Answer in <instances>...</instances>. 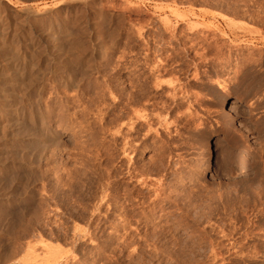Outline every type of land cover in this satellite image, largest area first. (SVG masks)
I'll return each instance as SVG.
<instances>
[{
    "label": "rangeland",
    "instance_id": "rangeland-1",
    "mask_svg": "<svg viewBox=\"0 0 264 264\" xmlns=\"http://www.w3.org/2000/svg\"><path fill=\"white\" fill-rule=\"evenodd\" d=\"M45 10L58 18L61 28L59 26L56 36L60 40L66 34L75 36L78 33V39L79 35L83 36L81 44L89 47L84 52L80 48L75 49L77 52L70 47L62 48L63 60L70 63L69 69L55 62L48 65L46 47L36 39L33 41V25L25 21V12ZM262 16L264 0H0V42L5 45L7 56L14 59L12 66L24 65V70H29L27 76L31 73L37 80L36 85L21 87L23 92L20 88L15 90L21 96L25 94L19 103L25 109L29 107L27 111L39 107L49 129L53 128L52 146L48 143L40 149L45 153L37 150V142L24 145L16 139L0 138V143L4 146L2 142H5V147L11 148V153L17 154L16 160H20L14 163L15 167L11 164L4 170L6 172H0V180L4 183H0V264H28L30 261L29 264H73L74 261L77 264H264ZM163 20H169L168 24ZM167 25L170 29L165 27ZM190 25L199 27L202 36L209 39L208 43L217 42L220 46L211 43L213 49L206 51H203L206 43L198 46V52H205L207 58L211 56L214 60L198 62L197 68L192 66L191 59H185L182 46L176 43L178 36L185 39L186 45L195 41L193 37L196 36L189 33ZM222 31L235 38L236 44H227L229 37ZM93 44L101 49H91ZM158 47L162 52L155 51ZM214 48L223 49L220 57L217 56L219 59L214 56ZM175 52L181 59L173 58ZM148 53L151 59L146 60ZM157 57L166 59L169 69L181 68L175 75L187 90L188 97H178L174 103L167 96L168 87L163 90L151 86L149 102L156 108L145 111L152 115L149 121L153 130L151 128L148 134V126L139 123V119L136 124L135 117L128 119L131 112H122L124 103L118 104L115 99L120 88H124L122 98L129 91L138 92L135 85L150 75L146 71ZM235 57L239 62L233 60ZM223 59L228 60L227 70L215 67ZM85 66H91L90 70L94 68L85 74ZM152 78L151 75L147 80ZM220 82L226 85L224 89L218 88ZM106 84H110L111 90ZM129 122L135 123L136 133L133 130L130 133L133 126L130 127L132 123ZM120 124L123 125L121 129ZM145 132L148 135H143ZM126 138H133L136 148L128 149L130 153L126 150L127 155H123L126 153L122 144ZM216 139L224 141L218 174L211 167V150L214 153ZM19 147L26 153L19 155L21 153L17 151L22 150ZM29 149L36 150L30 153ZM159 151L166 156L163 160L169 155V160L176 165L175 171L173 167L167 169V172L174 171L172 175H139L138 178H146L148 184L158 185L163 193L152 201V188L155 187H142L140 181L129 179L125 171L132 162L137 166L148 165L154 159L156 162L163 156ZM180 191L191 195L195 192L196 195L186 202L183 196L184 200L180 198ZM183 207L187 208L190 217L199 218V224L212 222L204 226L205 238L209 236L207 240L203 238L201 243L195 240L198 227L194 234L192 229L187 233L183 230L179 223ZM73 224L80 229L88 227L89 235L77 234ZM232 225L234 231L231 234ZM208 239L214 240L213 247ZM49 247L53 250L48 251ZM211 247L220 250L222 255L214 258ZM60 255L62 258H57ZM46 258L50 259L49 263Z\"/></svg>",
    "mask_w": 264,
    "mask_h": 264
},
{
    "label": "bare ground",
    "instance_id": "bare-ground-1",
    "mask_svg": "<svg viewBox=\"0 0 264 264\" xmlns=\"http://www.w3.org/2000/svg\"><path fill=\"white\" fill-rule=\"evenodd\" d=\"M253 1V0H252ZM62 2V1H61ZM56 3V2H55ZM255 3H257V1L255 2ZM255 3H253L254 4V6H255ZM260 4V3H259ZM247 6V5H246ZM250 6V5H249ZM252 7V6H251ZM260 7H262V6H260ZM233 9V8H232ZM23 10V9H22ZM27 10H29V9H27ZM44 10V9H43ZM59 10V9H58ZM250 10V9H249ZM46 11V10H45ZM82 11V10H81ZM241 11V10H240ZM247 11H248V9H247ZM47 12L48 11H46V12H32V11H26L25 12V21L27 20L28 22H30L31 23V25H33V28H32V32H31V36H32V38H34V40L33 41H35V39L38 41V42H41L42 44H44V46L46 47V49H47V55H46V57H47V61L48 62H46L48 65L49 64H51V63H58L59 65H61V66H63L65 69H69V67H70V65H68V64H70V63H65L64 62V60H63V56H62V53H61V51H62V48H64V47H70V49L71 50H75V49H77V48H80L83 52L84 51H86L89 47L87 46H84L83 44H81L82 43V41L80 40L81 39V37H83L82 35H79L80 36V39H78V33L77 34H75V36H71V35H69V34H66V33H64L63 32V34H66V35H64V36H61V34L59 35V36H61V37H63L61 40H63L64 42H65V45H63V41L61 42V40H60V37L58 38L57 36H56V33H57V31H59L58 29H59V23H58V18L57 17H53L51 14H47ZM57 12V11H56ZM236 12H238V11H236ZM242 13H244V11L242 12ZM245 13H247V12H245ZM250 13H253V12H251L250 11ZM249 13V15L250 16H252L251 14ZM60 14V13H59ZM77 14V13H76ZM79 14V13H78ZM82 14V13H81ZM257 14V13H256ZM234 15H237V14H234ZM247 15V14H246ZM258 15V14H257ZM243 16V15H242ZM256 16V15H255ZM259 16V15H258ZM61 17V16H60ZM234 17V16H233ZM262 19L264 18V16H262L261 17ZM83 19V18H82ZM256 19H257V17H256ZM259 19H260V17H259ZM261 19V20H262ZM20 21V20H19ZM60 21V20H59ZM168 21L169 20H163V22L165 23V24H168ZM5 23V22H4ZM78 23V22H77ZM163 23V24H164ZM164 24V25H165ZM83 25V24H82ZM25 26V25H24ZM30 26V25H29ZM197 26V25H196ZM66 27V26H65ZM165 27H167V29L169 28V25H167V26H165ZM165 27H164V29H165ZM30 28V27H29ZM60 28H61V26H60ZM63 28V27H62ZM31 29V28H30ZM70 29V28H69ZM76 29V28H75ZM170 29V28H169ZM67 30V29H66ZM65 30V31H66ZM74 30V29H73ZM189 30H190V32L189 33H191L192 35H194V36H196V37H193V38H195V41H192V42H190L189 44H188V42H187V44L188 45H186V42H185V39H182V38H180V36H178V38H176V43L178 44V45H180V46H182V52H184L186 55L184 56L185 57V59H191L192 60V66L193 67H195V68H197L198 67V62L200 63L201 61H203V60H206V61H212V60H214L213 59V57H209V58H207V56L205 55V52H198V46H202L204 43H206L207 44V46L206 47H202L203 48V51L205 50H212L213 49V46L211 45V43H213V42H211V43H208V41H207V36L206 35H203L202 36V30L201 29H199V27L197 28H195V25H190L189 26ZM70 31H72V30H70ZM81 31V30H80ZM167 31V30H166ZM221 31V30H220ZM8 32V31H7ZM90 32V31H89ZM4 33V32H3ZM14 33V32H13ZM61 33V32H60ZM74 33V32H73ZM82 33H83V30H82ZM86 33V32H85ZM84 33V34H85ZM222 33L223 34H225V35H227L228 36V34L226 33V32H223L222 31ZM222 33H220V34H222ZM57 34H59V33H57ZM71 34H72V32H71ZM79 34H81V33H79ZM77 35V36H76ZM192 35H190V39H192L191 38V36ZM31 36H29V37H31ZM91 36V35H90ZM171 36V35H170ZM176 36V35H175ZM177 37V36H176ZM182 37V36H181ZM199 37V38H198ZM229 37V36H228ZM235 37V36H234ZM3 38V37H2ZM174 38V37H173ZM197 38H198V40H197ZM18 39V38H17ZM29 39V38H28ZM87 39V38H86ZM86 39H85V41H86ZM211 39V38H210ZM229 39V41L228 42H230V43H228L227 42V44H232L231 46H233V45H235L236 44V42H235V38H232V37H229L228 38ZM30 40H31V38H30ZM194 40V39H193ZM209 40V39H208ZM85 41H83V42H85ZM88 41L90 42V40L88 39ZM153 41H155V39H153ZM188 41H190V40H188ZM32 42V41H31ZM152 42V41H151ZM158 42V41H157ZM216 42V41H215ZM8 43V42H7ZM37 43V42H36ZM153 43V42H152ZM175 43V44H176ZM217 43V42H216ZM216 43H213V45H215ZM28 44V43H27ZM86 44V43H85ZM91 44V43H90ZM158 44V43H157ZM176 44V45H177ZM94 45V44H93ZM152 45V44H151ZM217 45V44H216ZM230 45H229V48L228 49H230ZM5 46V45H4ZM4 46L1 44V42H0V138H12V139H16V140H18V141H20L21 142V144H24V145H27V144H29L30 145V143L31 142H37V144H36V146H38L37 147V150H39L40 151V149H44L47 145H48V143H52L53 144V138H52V136H53V134H52V132H51V130L53 129H49V126L47 125V123H46V119H45V114L43 113V111H40L41 109H38V108H36L37 106H34L33 108L35 109V110H33V111H27V109L29 108H27V109H25V107H22L21 105H20V103L19 102H21V97L23 98L24 97V95L23 96H21V95H19L18 94V92H16L17 90H19L18 88H20L21 89V87L23 88L24 86H29V85H36V78H32V75H31V73H29V77L27 76V72H29V70L28 71H25L24 69L26 68H24L23 66L24 65H19V68H14L12 65H13V62H12V60H14V59H10V57H8L7 56V53H6V51H5V48H4ZM29 46H31V45H29ZM40 46V45H39ZM43 46V47H44ZM225 46V45H224ZM45 47H44V49H45ZM93 48H91V49H95V50H99V48H98V45H94V46H92ZM178 47V46H177ZM216 47V46H215ZM217 47L219 48L220 46L219 45H217ZM226 47V46H225ZM7 48V47H6ZM16 48V47H15ZM179 48V47H178ZM249 48V47H248ZM65 49V48H64ZM101 49V48H100ZM215 50H216V52L214 53V56L215 57H217L218 55H220V51H222V50H220L219 51V49H216V48H214ZM228 49H227V51H228ZM80 50V51H81ZM93 50H91L92 52H93ZM164 50V49H163ZM175 50V49H174ZM13 51H15V50H13ZM18 51V50H17ZM42 51H45V50H43L42 49ZM76 51V50H75ZM81 51V52H82ZM149 51H151L152 52V50H149ZM155 51H157V52H160L161 51V48L160 47H158L157 48V50H155ZM77 52V51H76ZM81 52H79L78 51V53H81ZM150 52V53H151ZM162 52V51H161ZM234 52V51H233ZM33 53V52H32ZM31 53V54H32ZM176 53V52H175ZM221 53H223V52H221ZM230 53V52H229ZM13 54V53H12ZM38 54V53H37ZM42 54H43V52H42ZM66 54V53H65ZM71 54V53H70ZM170 54V53H169ZM235 54V53H234ZM9 55V54H8ZM79 55V54H78ZM83 55V54H82ZM91 55V54H90ZM150 55L151 54H147V55H145V59L146 60H148V59H151L150 58ZM222 55V54H221ZM230 55H233V54H230ZM230 55H228V57L230 58ZM27 56V55H26ZM30 56H32V55H30ZM37 56H39V55H37ZM43 56V55H42ZM41 56V57H42ZM45 56V55H44ZM170 56V55H169ZM236 56V55H235ZM34 57V56H33ZM65 57V56H64ZM81 57V56H80ZM79 57V58H80ZM93 57H94V55H93ZM181 57H183V56H181ZM218 57H220V56H218ZM217 57V58H218ZM227 57V58H228ZM12 58V57H11ZM15 58V57H14ZM17 58V57H16ZM22 58V57H21ZM31 58V57H30ZM70 58H71V55H70ZM76 58H78V57H76ZM86 58V57H85ZM155 58V57H154ZM173 58H176V59H181L180 57H179V53L177 54H175L174 56H173ZM222 58H224V57H222ZM221 58V59H222ZM25 59V58H24ZM40 59V58H39ZM74 59V58H73ZM83 59V58H82ZM92 59V57L89 59V60H91ZM96 59V58H95ZM219 59V58H218ZM231 59V58H230ZM238 58H233V60L235 61V60H237ZM241 59V58H240ZM245 59V58H244ZM20 60V59H19ZM23 60V59H22ZM43 60V59H42ZM70 60V59H69ZM79 60V59H78ZM81 60V59H80ZM88 60V61H89ZM17 61H18V58H17ZM30 61V60H29ZM33 61V60H32ZM95 61V60H94ZM186 61V60H185ZM228 60H221V61H218L217 62V64L215 65V67L216 68H221V67H223L224 68V70H227L226 68H228V65L226 64V62H227ZM245 61H246V59H245ZM248 61V60H247ZM44 62V63H45ZM74 62V61H73ZM76 62V61H75ZM90 62V61H89ZM166 62H167V60L166 59H164V58H162V57H157V59L155 60V61H153L151 64H149V68H148V70L146 71L148 74H150L148 77H151V75L153 76V78H152V80L150 81H148L147 79H148V77H147V75L145 76L146 77V79H145V81H143L142 80V82H141V80H140V82H138L137 83V85H135V86H137L138 87V92L137 91H129V92H127V93H125L126 95H125V97L124 98H122L123 96H122V94L124 93V88H120V89H117V92H118V98H116L115 100L117 101V103L119 104V103H124V106H123V110H121L122 112H128V111H130L131 113L130 114H132V115H130V114H128V115H130V117H127L128 119L130 118L131 120H133L132 118L133 117H135V121L137 122V120L136 119H139V121H141V122H139V123H143V124H146V126H148L147 127V129H146V131L148 132V134L150 133L149 131H151V128H152V130H153V127L150 125L151 123H150V119H152V115L151 116H149V113L148 112H145V111H147L149 108L150 109H153V108H156V106L154 105V104H151L149 101H150V88H151V86L152 87H155V88H159V89H163L164 87H168L169 89H168V91H166V93H167V96L168 97H170V100H172L174 103L176 102V100H177V98L178 97H182V98H184V97H188V92H187V90H185L184 89V85L183 86H181L180 85V80L178 79V76L177 75H175V73H177L181 68H177V67H175V68H167L166 67ZM236 62V61H235ZM237 62H239V59H238V61ZM21 63H23V61H21ZM27 63V62H26ZM43 63V62H42ZM45 63V64H46ZM83 63H86V62H83ZM211 63V62H210ZM229 63V62H228ZM36 64V63H35ZM74 64V63H73ZM37 66V65H36ZM77 66V65H76ZM89 66V65H88ZM88 66H85V67H87V68H84V71L86 72L85 74H89L90 72H92V69L94 68H91V70L88 68ZM231 66V65H230ZM29 67V66H28ZM31 67V66H30ZM38 67V66H37ZM45 67H46V65H45ZM50 67V66H49ZM33 68H35L34 66H33ZM47 68V67H46ZM71 68V67H70ZM137 67H135V69H136ZM32 69V68H31ZM41 69V68H40ZM45 69V68H44ZM58 70H59V68H58ZM90 70V71H89ZM134 70V69H133ZM138 70V69H137ZM31 71H35V70H30V72ZM39 71V70H38ZM62 71V70H61ZM80 71V70H79ZM84 71H82V72H84ZM43 72V71H42ZM64 72V71H63ZM136 72V71H135ZM135 72H133V73H135ZM144 72V71H143ZM33 73V72H32ZM43 73H45V72H43ZM72 73H74V72H72ZM130 74V73H129ZM197 74V73H196ZM31 75V76H30ZM34 75V74H33ZM59 75H61V74H59ZM82 75V74H81ZM145 75V74H144ZM35 76V75H34ZM40 76V75H39ZM74 76V75H73ZM135 76V75H134ZM170 77V78H168V77ZM37 77V76H36ZM41 77V76H40ZM59 77H62V76H59ZM83 77V76H82ZM137 77V76H136ZM139 77H140V75H139ZM168 80H167V79ZM66 79V78H65ZM76 79V78H75ZM141 79H142V76H141ZM41 80V79H40ZM67 80V79H66ZM40 82V81H39ZM72 82V81H71ZM76 82V81H75ZM38 83V82H37ZM82 83V82H81ZM105 83V82H104ZM111 83V82H110ZM107 85V84H106ZM105 85V86H106ZM112 85V84H111ZM132 85V84H131ZM187 85V84H186ZM76 86V85H75ZM129 86V85H128ZM31 87H33V86H31ZM73 87V86H72ZM107 88H109L110 90H111V86H110V84L109 85H107L106 86ZM133 87V86H132ZM131 87V88H132ZM226 87V85L225 84H222V82H220V83H218V88H220V89H224ZM17 88V89H16ZM25 88V87H24ZM27 88V87H26ZM74 88V87H73ZM40 89V88H39ZM16 90V91H15ZM22 90V89H21ZM20 90V91H21ZM25 90H28V89H25ZM75 90V89H74ZM116 90V89H115ZM133 90V89H132ZM164 90V89H163ZM100 91V90H99ZM17 94H16V93ZM21 92H23V90L21 91ZM24 92H26V91H24ZM35 92H37V91H35ZM38 92H39V90H38ZM34 94H36V93H34ZM103 94V93H102ZM124 95V94H123ZM122 96V97H121ZM189 96H191V95H189ZM28 97V96H27ZM112 97V96H111ZM117 97V96H116ZM35 98V97H34ZM33 98V99H34ZM26 99V98H25ZM32 99V100H33ZM37 99H38V97H37ZM118 99V100H117ZM24 100V99H23ZM22 100V101H23ZM26 101V100H25ZM47 101V100H46ZM56 101V100H55ZM115 101V102H116ZM33 102V101H32ZM39 102V101H38ZM42 102V101H41ZM60 102V101H59ZM40 103V102H39ZM153 103V102H152ZM157 103V102H156ZM171 103V102H170ZM24 104H27V102L26 103H24ZM34 104H38V103H34ZM61 104V103H60ZM64 104V103H63ZM62 104V105H63ZM30 106V105H29ZM32 106V105H31ZM38 106H39V104H38ZM27 107V106H26ZM42 107V106H41ZM139 107V108H138ZM32 108V107H31ZM30 108V109H31ZM32 108V109H33ZM37 109H38V111H37ZM84 110V109H83ZM47 111V110H46ZM121 112V113H122ZM154 112V111H153ZM100 113V112H99ZM150 113H151V110H150ZM157 113V112H156ZM161 113V112H160ZM53 114V113H52ZM127 114V113H126ZM152 114V113H151ZM155 114V113H154ZM153 114V117L155 116ZM157 115H159V114H157ZM127 116V115H126ZM132 116V117H131ZM159 116H161V115H159ZM47 118V117H46ZM118 118H121L122 119V116H119ZM123 118H124V116H123ZM50 119V118H49ZM53 119V118H52ZM60 119V118H59ZM127 119V120H128ZM161 119V118H160ZM100 120H102L101 118H100ZM119 120V119H118ZM126 121V119H123V121ZM129 121V120H128ZM134 121V122H135ZM149 121V122H148ZM160 121V120H159ZM158 121V122H159ZM173 121V120H172ZM49 122V121H48ZM127 122V121H126ZM165 122H167V121H165ZM122 123V122H121ZM133 125H132V124ZM129 122V124H131L130 125V127H132L131 128V131H130V133L132 132V130H133V132H137V130L136 129H133L134 128V124L135 123H133V122ZM163 123H164V121H163ZM171 123V122H170ZM51 124V123H50ZM136 124H138V122L136 123ZM168 124V123H167ZM121 126H120V129H121V127H123V125L122 124H120ZM124 125H126V124H124ZM164 125V124H163ZM221 126V125H220ZM219 126V127H220ZM129 127V126H128ZM129 127V128H130ZM119 129V128H118ZM120 129H119V131H120ZM126 129H127V127H126ZM216 129V128H215ZM123 130V129H122ZM117 132V133H120V132ZM139 131V130H138ZM116 132V131H115ZM126 132V131H125ZM55 133V132H54ZM128 133V132H127ZM148 134H146V132L143 134V135H148ZM155 134H156V131H155ZM119 135V134H118ZM170 135V134H169ZM56 136V135H55ZM116 137V136H115ZM209 137V136H208ZM208 137H207V139H208ZM174 138V137H173ZM228 138H226V141H228L227 140ZM55 141V140H54ZM56 141H58V140H56ZM167 141H169L168 139H167ZM166 141V142H167ZM206 141V140H205ZM208 141V140H207ZM224 141H225V138H224ZM223 141V142H224ZM1 142V141H0ZM15 142V141H14ZM17 142V141H16ZM133 142V138H126L125 140H124V143L122 144V149H123V152H125L126 153V150L128 151V149L130 150V151H133V150H135V146H134V144L132 143ZM214 142V141H213ZM223 142H220V140H219V142H218V139H216L215 140V142H214V145H215V147H214V153H213V149L211 150V152H212V159H211V167H214V171H215V173H217L218 174V171L220 170V168H221V162H222V156L223 155H221V151H222V145L224 144ZM2 143H4V146H3V144H1L0 143V172L2 173L4 170H6V168H8L11 164H13V166L15 167V164L14 163H16V162H19V161H17L16 160V158H15V156L17 155V154H13V153H11L12 152V149L10 148V150H9V147L7 148V147H5L6 145H5V142H2ZM170 143V142H169ZM209 143V142H208ZM7 144V143H6ZM20 144V145H21ZM33 145H34V143H32ZM49 144V145H50ZM52 144H51V146H52ZM205 144V143H204ZM17 145H18V142H17ZM46 145V146H45ZM56 145H58V144H56ZM163 145V144H162ZM207 145V144H206ZM9 146V145H8ZM17 147V146H16ZM22 147V146H21ZM55 147V146H54ZM121 147V146H120ZM208 147V146H207ZM20 148V147H19ZM26 148H29V146L28 147H26ZM31 148H35V146L34 147H30V149ZM173 148V147H172ZM235 148V147H234ZM17 149L18 148H16V151H17ZM20 149H22V148H20ZM29 149V150H30ZM50 149V148H49ZM122 149H121V151H122ZM163 149H164V147H163ZM169 149V148H168ZM171 149V148H170ZM14 150V149H13ZM19 150V149H18ZM27 150V149H26ZM33 150V149H32ZM32 150H30L29 152L31 153V151ZM36 149H34L33 151H35ZM164 150H166V149H164ZM16 151L14 150V152L16 153ZM32 151V152H33ZM52 151V150H51ZM96 151V150H95ZM139 151V150H138ZM230 151H231V149H230ZM234 150H232V152H233ZM22 152H24V153H26L25 152V149L23 150H21V152H19V151H17V153L19 154V153H21V154H19V155H22ZM41 152V151H40ZM40 152H37V153H40ZM42 152H43V150H42ZM41 152V153H42ZM104 152V151H103ZM129 152V151H128ZM127 152V153H128ZM159 152H161V151H159ZM13 154L14 156H11V154ZM28 153V152H27ZM29 153V154H30ZM40 153V154H41ZM43 153H45V152H43ZM49 153V152H48ZM127 153L126 154H123V155H127ZM130 153V152H129ZM234 153V152H233ZM232 153V154H233ZM35 154V156H37L36 155V153H34ZM158 154V153H157ZM160 154V153H159ZM161 154H163V152H161ZM54 155V154H53ZM28 156V155H27ZM26 156V157H27ZM165 156V154H163V156H161L158 160H156V162H155V159H154V161L153 160H151V163H149L148 165H143V166H137L138 164L136 163L135 164V162H132L128 167H127V170L125 171L126 172V175L129 177V179H136L137 181H140L139 183H140V185L142 186V187H155V188H152V194H153V196H152V201H154V200H156V199H159V196L161 195V191H160V189L158 188V183H156V185L157 186H153L152 184H150V182H149V184H148V182L147 181H145V179L146 178H144V179H142V178H138L139 177V175H144V174H146V176H147V174H150V173H155V174H162V175H164V173H168L169 175H172L173 173H174V171H175V168H174V165H176V164H172V159H170L169 160V155H168V161H165V160H163V158L162 157H164ZM20 157L21 156H18L17 158H19L20 159ZM40 157H42V156H40ZM45 157V156H44ZM166 157V156H165ZM164 157V158H165ZM22 158V157H21ZM25 158V157H24ZM35 158V157H34ZM130 158V157H129ZM171 158V157H170ZM23 159V158H22ZM21 159V161H24V160H22ZM40 159V158H39ZM45 159V158H44ZM50 159V158H49ZM48 159V160H49ZM54 159V158H53ZM28 160V159H27ZM26 160V162H28L29 163V161H27ZM34 160V159H33ZM209 160V159H208ZM153 161V162H152ZM240 161V160H239ZM33 162H35V161H33ZM39 162V161H38ZM48 162V161H47ZM52 162V161H51ZM209 162V161H208ZM31 163V162H30ZM37 163V162H36ZM129 164V163H128ZM23 165H24V163H23ZM25 165H27V164H25ZM34 165V164H33ZM172 165V166H171ZM235 165V164H234ZM12 166V165H11ZM23 167V166H22ZM174 168L173 170V172H172V170L169 172H167V169L168 168ZM195 167V166H194ZM198 167V166H197ZM211 167H210V169H211ZM196 169V168H195ZM193 170V169H192ZM70 171V170H69ZM4 172H6V171H4ZM188 173H190V172H188ZM212 173V172H211ZM6 174V173H5ZM177 174V173H176ZM214 174V173H213ZM17 175V174H16ZM105 175V174H104ZM161 175V176H162ZM1 176V175H0ZM5 176V175H4ZM145 176V175H144ZM156 176V175H155ZM196 176V175H195ZM159 177V176H158ZM3 177H1V179H2ZM4 178H6V177H4ZM152 178V177H151ZM148 179V178H147ZM3 180H5V179H3ZM17 180V179H16ZM72 180V179H71ZM156 180V179H155ZM158 180V179H157ZM101 181V180H100ZM149 181V180H148ZM168 181V180H167ZM170 181V180H169ZM8 182V181H7ZM33 182V181H32ZM157 182H159V180L157 181ZM0 183H2L1 182V180H0ZM9 183V182H8ZM2 184H4V183H2ZM12 184V183H11ZM154 184H155V182H154ZM68 185V184H67ZM59 186V185H58ZM91 186V185H90ZM163 186V185H162ZM166 186V185H165ZM61 187V186H60ZM142 187H140V188H142ZM208 187V186H207ZM240 187H242V186H240ZM2 188V187H1ZM12 188V187H11ZM68 188H70V187H68ZM144 188V189H145ZM201 188V187H200ZM10 189V188H9ZM204 189V188H203ZM240 189V188H239ZM73 190V189H72ZM102 190V189H101ZM146 190V189H145ZM149 190V189H148ZM207 190V189H206ZM130 191V190H129ZM163 191H166V190H163ZM184 191V190H183ZM186 191V190H185ZM184 191V192H185ZM189 191V190H188ZM1 192V191H0ZM7 192V191H6ZM73 192V191H72ZM102 192V191H101ZM131 192V191H130ZM149 192V191H148ZM161 192V193H160ZM168 192V191H167ZM177 192V191H176ZM179 192V191H178ZM181 193L179 194L180 195V198H181V196H183V198L184 199H186V202L188 201H190V199L192 200L193 199V197H195V192L191 195V194H189V193H182V191H180ZM190 192V191H189ZM11 193V192H10ZM77 193V192H76ZM141 193V192H140ZM203 193V192H202ZM202 193H201V196H202ZM207 193V192H206ZM210 193V192H209ZM12 194V193H11ZM163 194V193H162ZM211 194V193H210ZM209 194V195H210ZM221 194V193H220ZM4 195V194H3ZM6 195V194H5ZM165 195V194H164ZM225 195V194H224ZM228 195H229V193H228ZM235 195V194H234ZM69 196V195H68ZM77 196V195H76ZM168 196V195H167ZM205 196V195H204ZM236 197H237V195H235ZM12 197V196H11ZM10 197V198H11ZM100 197V196H99ZM99 197H98V200H99ZM106 197V196H105ZM131 197H133V196H131ZM143 197V196H142ZM148 197V196H147ZM146 197V198H147ZM149 197H150V195H149ZM165 197V196H164ZM198 197V196H197ZM220 197H222V196H220ZM2 197H0V199H1ZM54 198V197H53ZM128 198V197H127ZM139 198V197H138ZM179 198V199H180ZM183 198H181L182 200H184ZM187 198L189 199V200H187ZM209 198V197H208ZM214 198V197H213ZM225 198V197H224ZM109 200H110V198H108ZM169 199V198H168ZM171 199V198H170ZM173 199V198H172ZM171 199V200H172ZM197 199V198H196ZM195 198H194V200H196ZM207 199V198H206ZM205 199V200H206ZM221 199V198H220ZM13 200V199H12ZM101 200V199H100ZM105 200V199H104ZM136 200V199H135ZM176 200V199H175ZM224 200V199H223ZM223 200H220V201H223ZM18 201V200H17ZM138 201H140V200H138ZM8 202V201H7ZM102 202V201H101ZM106 202V201H105ZM113 202V201H112ZM111 202V203H112ZM126 202V201H125ZM131 202H133V201H131ZM136 202V201H135ZM182 202V201H181ZM219 202V201H218ZM224 202V201H223ZM95 203V202H94ZM142 203V202H141ZM140 203V204H141ZM152 203V202H151ZM193 203H194V201H193ZM222 203V202H221ZM143 204H144V202H143ZM174 204V203H173ZM179 204H181L180 202H179ZM186 203L185 202H183V206H186L185 205ZM133 205H134V203H133ZM139 205V204H138ZM142 205V204H141ZM147 205V204H146ZM177 205V204H176ZM189 205V204H188ZM191 205V204H190ZM195 206V205H194ZM78 207V206H77ZM187 207V206H186ZM185 207V208H186ZM190 207V206H189ZM193 207V206H192ZM65 208V207H64ZM107 208V207H106ZM111 208V207H110ZM180 208H182V207H180ZM185 208L183 207V210H181V221H179V223L181 224V226H183L182 228H183V230L185 229V230H187V231H185L186 233L188 232V229L190 230V229H192L191 230V232H193L192 234H194L195 232L197 233V235L195 236L196 237V239L195 240H197L199 243H201V241H203V240H207V238L209 237L208 235V237L207 238H205V227L204 226H207V224H211L212 222L209 220V218H208V222L209 223H204V225H201V224H199V223H201L200 221L198 222V220H199V218H196V216H192V217H190L189 215H188V213H187V211L185 210ZM118 209V208H117ZM142 209V208H141ZM187 209V208H186ZM189 209V208H188ZM192 209V208H191ZM193 209H195L194 207H193ZM197 209V208H196ZM94 210H96V209H94ZM207 210V209H206ZM57 211V210H56ZM91 211V210H90ZM120 211V210H119ZM179 211H180V209H179ZM195 211V210H194ZM95 212V211H94ZM189 212V211H188ZM207 212V211H206ZM92 213V212H91ZM110 213V212H109ZM203 213V212H202ZM111 214V213H110ZM146 214V213H145ZM190 214V213H189ZM192 214H193V211H192ZM197 214V213H196ZM206 215H207V213H205ZM92 215V214H91ZM198 215V214H197ZM199 215H200V213H199ZM205 215V216H206ZM202 216H203V214H202ZM217 216V215H216ZM180 217V216H179ZM76 219V218H75ZM99 219V218H98ZM138 219V218H137ZM127 220V219H126ZM179 220H180V218H179ZM207 220V219H206ZM223 220V219H222ZM203 221V220H202ZM167 222V221H166ZM178 222V221H177ZM191 223V225H190V223ZM129 223V222H128ZM137 223H138V221H137ZM179 223H178V225H179ZM68 224V223H67ZM206 224V225H205ZM248 224V223H247ZM74 225V224H73ZM152 225V224H151ZM150 225V226H151ZM177 225V226H178ZM75 226V225H74ZM130 226V225H129ZM180 226V225H179ZM219 226V225H218ZM231 226V225H230ZM233 226V225H232ZM236 226V225H235ZM248 226V225H247ZM65 227V226H64ZM77 229H75V228H73V231H77V234L79 233V235L81 234V233H84L85 235H83V236H86V235H89V228L88 227H86L87 229H83V228H78L77 226H75ZM85 227V226H84ZM99 226H97V228H98ZM140 227V226H139ZM196 227H198V231H195V228ZM211 227V226H210ZM224 227V226H223ZM219 228V227H218ZM179 229V228H178ZM220 229V228H219ZM234 229V226H233V228H232V231L230 232L231 234H232V232L234 231L233 230ZM238 229V228H237ZM101 230V229H100ZM159 230V229H158ZM165 230V229H164ZM209 230H210V228H209ZM212 230V229H211ZM231 230V229H230ZM168 231V230H167ZM171 231V230H170ZM195 231V232H194ZM207 231H208V229H207ZM166 232V231H165ZM222 232V231H221ZM184 233V232H183ZM223 233V232H222ZM225 233H226V231H225ZM230 233H227V234H230ZM256 233V232H255ZM76 234V235H77ZM164 234V233H163ZM189 234V233H188ZM187 234V235H188ZM39 235V234H38ZM74 235V234H73ZM72 235V236H73ZM93 235V234H92ZM154 235V234H153ZM224 235V234H223ZM246 235V234H245ZM254 235V234H253ZM142 236V235H141ZM194 236V235H193ZM211 236V235H210ZM227 236V235H226ZM225 236V237H226ZM40 237V236H39ZM188 237H190V235L188 236ZM229 238H230V236H228ZM247 237V236H246ZM72 239H73V237H71ZM86 238V237H85ZM92 238H94V237H92ZM194 238V237H193ZM192 238V239H193ZM203 238H205V239H203ZM255 238V237H254ZM260 238V237H259ZM258 238V239H259ZM264 238V237H263ZM36 239V238H35ZM96 239V238H95ZM159 239V238H158ZM253 239V238H252ZM77 240V239H76ZM90 240V239H89ZM135 240V239H134ZM149 240V239H148ZM151 240V239H150ZM181 240V239H180ZM185 240H188V239H185ZM211 240V239H210ZM209 239H208V241H210ZM65 241H67V240H65ZM72 241V240H71ZM121 241V240H120ZM212 241H214V240H212ZM212 241H210L209 243H210V245L212 246ZM28 242V241H27ZM57 242V241H56ZM77 242V241H76ZM92 242H94V241H92ZM175 242V241H174ZM229 242V241H228ZM238 242V241H237ZM248 242V241H247ZM41 243V242H40ZM46 243V242H45ZM66 243V242H65ZM234 243V242H233ZM27 246L29 245V244H26ZM47 245H49V244H47ZM72 245V244H71ZM80 245V244H79ZM129 245V244H128ZM178 245V244H177ZM185 245V244H184ZM217 246V245H216ZM236 246H238V245H236ZM24 247V246H23ZM53 247V246H52ZM54 247H56V246H54ZM213 247V246H212ZM210 248V252H211V254L214 256V258H216V256H218V257H220V255H222L221 254V251L220 250H218V249H215V248ZM220 247V246H219ZM226 247V246H225ZM230 247V246H229ZM32 248V247H31ZM31 248H29L28 250L30 251V250H32ZM48 248V247H47ZM25 249V248H24ZM50 249L51 250H53L52 248H50L49 247V250L48 251H50ZM38 250V249H37ZM65 250V249H64ZM67 250V249H66ZM65 250V251H66ZM79 250V249H78ZM199 250V249H198ZM27 251V250H26ZM61 251V250H60ZM197 251V250H196ZM31 252V251H30ZM29 252V253H30ZM51 252H53V251H51ZM55 252H57V250H55L54 251V253ZM169 252V251H168ZM171 252V251H170ZM252 252V251H251ZM27 253V252H26ZM29 253H27V254H29ZM32 253H33V255H34V252L32 251ZM64 253V252H63ZM232 253V252H231ZM233 253H234V251H233ZM26 254V255H27ZM52 254V253H51ZM58 254H60V253H58ZM58 254H55V255H58ZM227 254V253H226ZM254 254V253H253ZM256 254V253H255ZM25 255V254H24ZM36 255H38V253L36 254ZM47 255H48V253H47ZM52 255H54V254H52ZM51 255V256H52ZM66 255V254H65ZM68 255V254H67ZM169 255H170V253H169ZM237 255H239V254H237ZM243 255V254H242ZM241 255V256H242ZM245 255V254H244ZM31 256V255H30ZM38 256H40V255H38ZM37 256V257H38ZM50 256V255H49ZM61 256V255H60ZM58 257L57 256V258H62V256L61 257ZM87 256V255H86ZM204 256V255H203ZM35 257V256H34ZM55 257V256H54ZM54 257H52V258H54ZM26 258V257H25ZM39 258V257H38ZM51 258V259H52ZM213 258V257H212ZM211 258V259H212ZM30 259V258H29ZM29 259H27V260H29ZM44 259V258H43ZM48 259L49 258H46V260H47V262L49 263L50 261H48ZM85 259V258H84ZM26 260V259H25ZM31 260V259H30ZM50 260V259H49ZM56 259L54 258L53 259V261H55ZM59 260V259H58ZM57 260V261H58ZM74 260V259H73ZM215 260V259H214ZM44 261V260H43ZM31 262V261H30ZM29 262V263H30ZM28 263V264H29ZM45 263H46V261H45ZM57 263V262H56ZM78 263V262H77ZM76 263V261H74V263L73 264H77ZM44 264V263H43ZM50 264V263H49ZM52 264H55V262H53ZM64 264H65V262H64ZM72 264V263H71Z\"/></svg>",
    "mask_w": 264,
    "mask_h": 264
}]
</instances>
